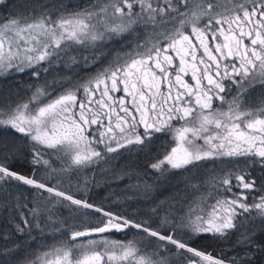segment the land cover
<instances>
[{"label": "snow or ice", "instance_id": "1", "mask_svg": "<svg viewBox=\"0 0 264 264\" xmlns=\"http://www.w3.org/2000/svg\"><path fill=\"white\" fill-rule=\"evenodd\" d=\"M0 13V75L111 55L0 106V264H264V0H0ZM157 134L171 144L147 164L159 175L130 186L155 201L143 216L75 176L147 154ZM208 161L221 169L200 180ZM174 172L200 194L157 200Z\"/></svg>", "mask_w": 264, "mask_h": 264}, {"label": "trees", "instance_id": "2", "mask_svg": "<svg viewBox=\"0 0 264 264\" xmlns=\"http://www.w3.org/2000/svg\"><path fill=\"white\" fill-rule=\"evenodd\" d=\"M72 4H81L85 3V0H70ZM64 3H69V0H64ZM6 13H0L3 15ZM119 44H109V49H119ZM126 50V49H125ZM82 48H79L78 51L73 50L69 52L70 56H77L78 59H81L83 55H87ZM111 59V55L106 57L100 63L85 68L83 65H73L71 67H64L63 63L55 66L48 73H42L39 81L30 80V72L28 73H11L8 75H0V106H6L8 103H11L13 106L15 103L23 102L28 99L31 95L30 91L26 90V85L28 83H39L44 84L46 81H52L53 79H59L64 76H71L74 80L85 77L90 73H95L97 68H100L103 64H106L107 61ZM261 89L257 88L252 92V96L255 98L261 93ZM60 89L56 90V95H59ZM8 136H11V133H8ZM169 137L163 134H157L156 139L153 141L150 152L147 154L144 151H128L122 150L118 157L112 158L105 161H100L96 164L90 165L85 168L83 171L76 173L75 176H78L81 180L84 177H88L92 183L89 185V195L96 202L103 201L106 206L114 207L117 209H127L128 211H133L135 209L141 210V215L147 211L148 208L152 207V202L145 201L144 197L138 194L134 188L130 187L135 185L138 182L143 180L154 181L159 173H156L147 168V164L151 163L153 157L161 156L171 144L168 142ZM218 163V162H216ZM213 168H207L206 162H203L199 170V179L206 180L211 175L215 174L213 169L219 172L221 165L216 164ZM55 167H59V162L55 159L53 160ZM221 164V163H220ZM242 164V161H241ZM215 166L217 168H215ZM147 172V175H144ZM123 173H130V176H124L123 179H116L117 175H123ZM259 173V169L256 170V174ZM182 173L174 172L167 176V178H162L156 189V192L153 193L156 196V199H163L166 196L175 194L178 190L181 195H186L189 199V195L195 197L200 193L193 192L188 190L184 191V185L180 184L177 189L174 185L177 184L179 177ZM76 183L74 177L73 184ZM159 193L157 195L156 193ZM108 197V199H105ZM127 197H132V199H127ZM116 202V203H114ZM63 215H67V211L64 210ZM129 236L131 233L128 234ZM115 239H124V234H113ZM2 243V242H0ZM41 241H38L37 244H33L32 248L36 249L38 244ZM42 243L51 244L53 243L52 239H47L42 241Z\"/></svg>", "mask_w": 264, "mask_h": 264}, {"label": "rangeland", "instance_id": "3", "mask_svg": "<svg viewBox=\"0 0 264 264\" xmlns=\"http://www.w3.org/2000/svg\"><path fill=\"white\" fill-rule=\"evenodd\" d=\"M121 95L123 94V93H120ZM218 163H216V164H218V165H221L220 163V161H217ZM206 164H208L206 167L207 168H213V166L215 165L214 163H212L211 161H208V162H206ZM215 168H217L216 166H215ZM217 171V170H216ZM183 196V195H182ZM193 198V196H191V195H189V199H192Z\"/></svg>", "mask_w": 264, "mask_h": 264}]
</instances>
